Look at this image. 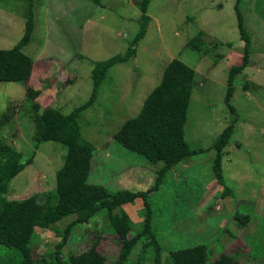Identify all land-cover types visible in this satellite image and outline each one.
<instances>
[{
  "label": "rangeland",
  "instance_id": "1",
  "mask_svg": "<svg viewBox=\"0 0 264 264\" xmlns=\"http://www.w3.org/2000/svg\"><path fill=\"white\" fill-rule=\"evenodd\" d=\"M140 2L0 0V48L16 45L33 16L30 39L22 48L34 60L32 76L24 82L0 81L1 138L22 153L23 161L31 159L10 182L7 198L38 194L44 201L56 189L67 146L54 140L35 144L33 103L40 111L49 104L70 113L86 102L96 62L129 51L143 22ZM147 14L145 36L129 58L108 70L98 97L78 117L83 136L95 147L90 180L110 191H149L163 262L172 249L205 244L211 260L227 252L236 253L242 264H264V0H150ZM240 22L249 33L251 51L248 65L235 77L228 104L229 72L243 60L246 44ZM192 38L202 41L203 50L191 46ZM173 58L196 71L185 136L201 153L173 165L154 189L163 162L130 151L113 136L138 114ZM230 124L221 182L213 169V145ZM144 208L138 197L116 209L127 212L134 224L130 237L142 229ZM74 218L37 228L34 257L51 250ZM108 228V214L101 211L73 230L64 254L86 250L102 229L107 236L99 248L106 264H117L120 242ZM146 241L142 237L137 242L125 264L137 261ZM15 256L13 248L0 243L1 262Z\"/></svg>",
  "mask_w": 264,
  "mask_h": 264
},
{
  "label": "trees",
  "instance_id": "2",
  "mask_svg": "<svg viewBox=\"0 0 264 264\" xmlns=\"http://www.w3.org/2000/svg\"><path fill=\"white\" fill-rule=\"evenodd\" d=\"M149 3L150 0H141L139 4L143 22L126 55H114L96 62L92 70L93 90L86 102L76 106L70 113H64L60 108L49 104L40 111V105L33 103L35 144L54 140L67 146L64 163L56 172V189L48 192L44 201L39 200L38 194H31L19 200L6 197L10 182L31 159L23 161L22 153L3 140L0 131V243L16 251L14 259L0 261V264H106L107 258L99 248L107 236L102 233V229L94 233L95 236L86 250L64 254V248L68 245L73 230L79 224L90 221L101 211L107 212L108 230L114 233V237L120 242L117 264H125L128 261L132 250L142 237L147 238V241L143 244L139 258L129 264H242L236 253L223 252L211 260L210 249L205 244L172 249L163 262L162 250L152 225L151 200L147 197L149 191H110L105 185L90 180L95 147L83 136L78 117L81 111L91 106L98 97L100 85L108 70L129 58L139 40L145 36ZM32 17L30 15L26 20L24 34L16 45L0 48V81L24 82L32 76L34 60L22 50L33 30ZM239 28L246 44L243 60L233 65L229 72L225 96L228 104L234 93L232 84L235 77L248 65L251 51L246 27L240 22ZM190 44L194 49L203 50L201 40L192 38ZM195 74V69L183 60L173 58L166 65L161 81L146 96L138 114L125 120L113 136L130 151L140 153L152 162H163V166L157 171L154 189L159 188L163 182L162 176L173 165L201 153V150L191 148L185 136ZM32 89L30 87L28 92ZM232 132L233 124H230L213 145L217 152L213 169L215 177L221 182L222 150L230 141ZM138 197L143 199L145 219L142 229L130 237L129 233L134 224L127 212H116V209L134 202ZM72 215H75V218L66 225L61 240L41 257H34L32 241L36 229L51 227ZM147 258L151 260L147 262Z\"/></svg>",
  "mask_w": 264,
  "mask_h": 264
}]
</instances>
